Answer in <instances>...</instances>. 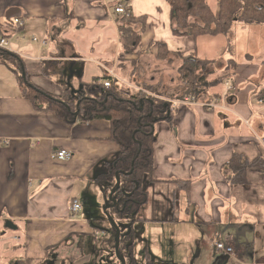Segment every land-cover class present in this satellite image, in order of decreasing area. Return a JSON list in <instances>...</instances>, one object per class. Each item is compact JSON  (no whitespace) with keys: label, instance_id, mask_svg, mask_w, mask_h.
<instances>
[{"label":"crops","instance_id":"1","mask_svg":"<svg viewBox=\"0 0 264 264\" xmlns=\"http://www.w3.org/2000/svg\"><path fill=\"white\" fill-rule=\"evenodd\" d=\"M206 1L216 14L219 0L213 7ZM119 4L135 21L144 20L133 52L126 51L119 32ZM131 26L140 28L137 21ZM0 35L23 60L29 83L52 97L61 96L66 76L74 85L107 73L134 88L151 82L172 104L171 123L152 126L153 180H142L148 197L133 224V254L137 229H143L142 253L152 258L163 252L162 264H264V166L259 161L258 169L249 170L246 183L226 180L232 153L262 158L251 147H259L260 139L247 128L264 112V88L250 81L258 72L252 62L257 55L237 61V89L228 90L226 80L224 90L215 86L192 102L173 105L180 92L178 55L226 62L231 44L224 34L174 35L166 0H0ZM158 42L168 52L165 58L157 57ZM109 136L107 120L69 125L36 109L0 63V264H71L86 253L90 259L98 252L99 259V250L107 251L110 232L101 210L110 190L97 177L119 152ZM58 150L72 157L53 158ZM74 199L80 203L76 213L70 211ZM7 220L14 229L5 226ZM161 227L167 234L163 249L150 242V232ZM214 242L231 246L232 254L214 249Z\"/></svg>","mask_w":264,"mask_h":264},{"label":"trees","instance_id":"2","mask_svg":"<svg viewBox=\"0 0 264 264\" xmlns=\"http://www.w3.org/2000/svg\"><path fill=\"white\" fill-rule=\"evenodd\" d=\"M166 1L170 7L171 31L174 35L193 37L229 35L235 23L264 24V0H219L216 14L212 12L206 0ZM136 21L140 24L137 30L131 26ZM136 21L127 15L122 17L119 24V32L124 37V45L129 52H133L138 47L144 27L143 18L140 17ZM157 47V57L165 58L168 52L164 44L158 42ZM178 56L181 63L177 71L183 88L182 92L176 96L177 99L184 96L196 99L226 80L232 82L237 72V60L229 58L226 60L224 70L215 79L207 80V76L213 73L211 66L214 65L215 60L201 59L196 55ZM251 56L246 54V57ZM0 63L15 74L21 94L31 101L36 109L51 111L69 125L92 120L109 121V139L118 145L119 152L111 163L106 164L105 174L98 176L97 179L105 183L107 189L111 191L115 188L116 174L119 177V188L113 194L115 204L111 205L112 202L108 201L107 204H110V207L106 211L118 225L126 221L129 226L126 233L121 231L119 254L125 264H154L145 249L144 261L135 260L133 224L138 221L137 216L147 202L148 196L142 186V180L144 177L153 180L156 140L152 126L159 121L171 123L172 104L160 98L157 92L159 89L153 86L135 92L125 89L123 92L124 87L119 80L107 73L88 81L80 78L77 83L78 88L75 89L69 84H63L61 96L55 98L29 83L24 62L17 54L0 48ZM104 80L109 81V86L105 87L102 84ZM234 85L237 89V85ZM259 96L264 97V91H261ZM259 161L262 163L260 166H264V160L260 156L247 160L243 159L239 153H232L227 162L230 175L226 180L229 184L246 183L247 172L258 169ZM104 219L114 244L116 231L108 223V219L106 217ZM25 264L30 263L26 261Z\"/></svg>","mask_w":264,"mask_h":264},{"label":"rangeland","instance_id":"3","mask_svg":"<svg viewBox=\"0 0 264 264\" xmlns=\"http://www.w3.org/2000/svg\"><path fill=\"white\" fill-rule=\"evenodd\" d=\"M209 2L211 4V6L213 7L214 6L213 0H209ZM229 43L231 44L230 50L228 49L229 51H226L224 59L233 58V59H236L238 62L239 61L240 62H243V61L248 62V60H247L248 57H247V59L245 58L246 54H251L252 56L257 55L259 57L258 60L252 61L254 64H257L258 72L250 77V81H251V83H253V86H255V88H256L257 84L262 85L261 88H264V62H262V60L264 61V24H247V25H245V24H241V23H235L231 29L230 34H229ZM8 51L12 52L11 50H8ZM221 58H222V56H221ZM225 64H226V62H220L219 60L218 61L216 60L214 65L211 66L213 69V73H211L207 76V80L215 79L221 73V71L224 70V67L226 66ZM237 70H239L238 67H237ZM242 71H244V69H241V72H240L241 74H243ZM166 73L167 72H165V74ZM177 77H178V79H177L176 84H178L180 86V92L179 93H181L182 88H183V83L180 80L179 74H177ZM227 82L229 83L230 86H233V88H235L234 87L235 85L230 83L231 81H227ZM61 83L62 84H69V83H71V78H68V76H66L61 80ZM119 83L121 84L122 87H124L123 88L124 90H122L123 92L125 91V89L130 90L131 92H135L136 90H140V89H143V88H146L149 86L148 82H145V83H139V82L136 83L135 82L136 85H138L137 88H134V86L131 85L132 83L131 84H124L123 82H120V81H119ZM164 83H165V85L169 86L170 85L169 79H164ZM70 85H72V84H70ZM178 85H174V86H178ZM225 85H226V82H225ZM150 86H152L151 82H150ZM253 86H252V88H253ZM224 87H225L224 84L221 83V84L217 85L214 88V90L221 91V90L225 89ZM72 88L73 89L78 88V84L72 85ZM157 92H159V90ZM142 93L146 94L145 91H142ZM148 94H150V92ZM199 97H202V94ZM261 99H263V98H261ZM262 101H263V103H260V102L259 103L264 104V99ZM201 102L205 103L207 101H205V99H202ZM247 128L249 129L251 134H255L260 139L259 140V142H260L259 147H255L253 145L251 147L253 148L254 152L261 153L262 158L264 159V112L257 114L255 119L250 120V124H247ZM106 201H109L108 195H107ZM101 212L103 215L105 214L103 209L101 210ZM104 221L106 222L105 219H104ZM118 227L120 229V234H121V231H122V233H126L129 229V226H128L126 221L120 222ZM137 234L140 237H138L136 240L134 258L137 262H143L144 256L142 253V249L144 247V241H145V230L137 229ZM110 237H111V239L110 240L108 239L107 246L105 247V249H107V251L104 252L103 250H101V252H100V250H99L98 257L101 256L99 259L94 258L97 256V253H98L95 250L96 248L90 247L91 250L93 251V254H94V252H97L94 254V256H92L89 259L90 255H87V253H86V257L82 260L80 259L81 260L80 262H78V263L72 262L71 264H120L119 260L117 259L116 255H115V252H114V244H113V240H112V234L109 236V238ZM126 241L127 240H125L124 242L126 243ZM166 241H167V234H166V231L162 227L160 229L152 232V233L150 232V242L153 243L154 245H158L159 248L163 249V246H164ZM93 242H94V238H93L92 244H93ZM109 242H110V244H109ZM93 246H94V244H93ZM226 246H228V245H226ZM224 252L225 251H222V253H224ZM100 253H102V254L100 255ZM81 254L82 253H80V255ZM80 257L82 258L83 256L81 255ZM163 257H164L163 252H161L160 254L155 253L152 256V259L154 260V262L156 264H162L166 260L165 257L164 258ZM189 263L192 264V262H190V261H189ZM61 264H69V263L66 260V261H63Z\"/></svg>","mask_w":264,"mask_h":264},{"label":"built area","instance_id":"4","mask_svg":"<svg viewBox=\"0 0 264 264\" xmlns=\"http://www.w3.org/2000/svg\"><path fill=\"white\" fill-rule=\"evenodd\" d=\"M114 12L116 14H119V15H122V16H127L128 15L127 10L124 8V6L122 4H119V5L115 6ZM14 24L17 25L18 27L23 25L22 21L19 20V19H15L14 20ZM0 48L1 49H5V50H9L10 49L9 48V42H8L7 38L5 36H1V35H0ZM102 84L105 87H107V86H109V81L108 80H104V81H102ZM226 85H227V89L228 90L234 89L233 86H230L227 81H226ZM172 101H173V105H174V103H189V102L194 101V98L189 97V96H184L181 99L172 100ZM259 101H261V100H259ZM261 102H263V101H261ZM200 103L201 104H210L211 102L207 101L205 103H202V102H200ZM7 143H8V140H3L2 141V144H7ZM52 157L55 158V159H58V160H68V159H70L72 157V155L69 152H67L66 150H58V151L53 152ZM79 210H80V203L77 200H75V199L72 200V202L70 203V211L73 212V213H76ZM212 246H213L214 249L220 250L221 252L225 251L224 254H227V255L232 254V248L230 246H226L225 244H223L221 242H214V243H212ZM16 264H22V263L16 262Z\"/></svg>","mask_w":264,"mask_h":264},{"label":"water","instance_id":"5","mask_svg":"<svg viewBox=\"0 0 264 264\" xmlns=\"http://www.w3.org/2000/svg\"><path fill=\"white\" fill-rule=\"evenodd\" d=\"M125 1H128V0H125ZM22 76H24V74H22ZM129 173H131V171ZM115 181H116L115 182L116 183L115 188L112 189L108 194V200L112 202L111 205L115 204V200L113 199V194H114L115 190L117 188H119V185H120L118 174H116ZM109 207H110V204H107L106 206H104L103 211H104L105 216L108 219L109 223L112 225V227L116 231L115 242H114V252H115L117 259L120 260L121 264H125L124 260L120 257V254H119L120 229H119L118 225L115 223V221L113 220V218L106 212ZM5 226L7 228L14 229V225L9 220L6 221Z\"/></svg>","mask_w":264,"mask_h":264},{"label":"flooded vegetation","instance_id":"6","mask_svg":"<svg viewBox=\"0 0 264 264\" xmlns=\"http://www.w3.org/2000/svg\"><path fill=\"white\" fill-rule=\"evenodd\" d=\"M121 257V256H120ZM122 258V257H121ZM119 262H120V260H119ZM120 264H121V262H120Z\"/></svg>","mask_w":264,"mask_h":264}]
</instances>
